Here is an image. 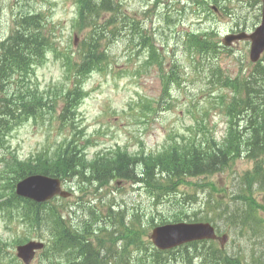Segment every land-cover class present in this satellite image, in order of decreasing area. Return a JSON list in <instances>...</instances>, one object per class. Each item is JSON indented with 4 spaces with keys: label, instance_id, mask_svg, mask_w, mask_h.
Listing matches in <instances>:
<instances>
[{
    "label": "rangeland",
    "instance_id": "obj_1",
    "mask_svg": "<svg viewBox=\"0 0 264 264\" xmlns=\"http://www.w3.org/2000/svg\"><path fill=\"white\" fill-rule=\"evenodd\" d=\"M153 1L152 5L157 0ZM158 1H160L162 13L151 14L149 19L145 18L147 17L146 13L141 14L143 12L142 5L152 6L149 4V0H124L123 8L129 20L142 21V24L147 26V33L156 39L155 43L162 46L164 50H171L170 54H174L173 56L179 60L181 66H185L187 72H190L188 58L177 43L189 30L201 29L202 27L205 28L204 30L215 29V32L222 34L219 38H223L224 35L233 33L232 30L236 29V26H239L238 30L253 31L260 22L259 16L261 17V12L255 8L252 0H229V2L214 0L210 4V8L218 6L232 14L228 30L213 12L208 14L196 12V4L200 0H187L189 3L186 4H182L185 0ZM30 3L36 9L43 10L47 15H50L53 20H57L56 23L65 24L64 28H58L57 35L62 47L71 45L72 39L69 40L70 29L68 24L74 6L73 0H33ZM21 6L17 0H0V39L11 33L13 28L12 10L17 11V7ZM183 6H185L184 9ZM171 9H180L183 13L171 12ZM68 14H70V19H66ZM49 25L51 27V22ZM71 47V51L77 50L74 45ZM103 50L105 58L102 63L107 65L86 81V88L90 94L81 106V115L86 118V123L90 126L89 132H93L100 123H105L108 117L114 121H119V124L118 128L111 126L103 129L107 133L113 132L112 139L95 143L96 145L92 147L91 152L97 149H108L114 144L129 145L130 151H138L141 147L144 148L142 144H139L140 140L147 147L146 152L160 150V147L166 142L165 138L169 130L177 128L186 131L187 127L195 124V119L191 113L196 114V119L197 117L199 120L201 119L202 115L197 110L198 103L196 100L198 98H203V96L218 97L226 91L219 87L208 90L202 83H186L183 90L173 93V96L177 98L175 108L155 116L156 112H152L151 109H158L157 103L160 101L161 93L164 90V85L161 83L158 74L159 64L145 63V57H139L134 43L122 34L105 45ZM249 52V43L242 41L236 44L232 50L222 51L217 65L227 74L234 76L240 69H249L252 66ZM170 58V55L166 56V62L161 65L166 70L173 68L174 63L170 62ZM75 59H78V55L75 56ZM45 64L36 67V74L33 77L35 81L40 83L41 90L47 86H53V84L60 85L63 80H66L58 62L48 60ZM213 100H209L208 103L203 102L202 107L209 111V117L205 119L206 122L211 126L217 125L220 129L218 135L221 136L224 129L223 119L220 115L221 109L218 102ZM212 102L214 107L211 108L209 103ZM59 140V133L56 128L49 126L47 115L43 120L39 119L36 124L32 122V119H29L12 132L6 149L0 151V157H3L5 164H9L10 155L13 153L18 154L21 158H28L32 153L40 151L46 146H53ZM251 168H253V163L241 158L230 169L222 173H217L208 178L203 176L191 179L190 184L181 187V193L170 194L169 200L160 204L152 202L151 195L145 189L135 190L130 188L126 182H122L119 187L113 183L111 195L106 200L108 203L103 204L98 209L102 215H106L109 203L116 202L127 207L130 217L133 216L134 211L139 212L141 217L148 218L149 223L145 224L143 228L148 235L155 226L175 222L173 220L183 219V221L189 222L193 218H208L212 220L220 234H228L225 251L231 256L240 257L243 264H254L253 259L256 258L252 257L250 253L257 250L256 252L259 254V249L264 248V224L261 227L253 225V221L259 219H262L264 223V191L259 190L257 184L248 190L246 185L242 184L241 177ZM257 180L255 178L253 182ZM209 182L215 183L218 189L225 188V191L223 189L220 191L212 189V191L210 186L206 185ZM84 191L85 195L92 192L89 184L84 185ZM246 198H252L255 201L252 204L253 208L247 203ZM74 200L75 197H72L69 200L60 199L55 202L57 204L67 202L66 207L71 205ZM259 206H263V208ZM88 208V205L82 204L72 212V216L77 218L76 223L79 221V225L82 218L88 219V223L99 218L98 214L90 210L88 212ZM236 210L240 213L248 210L252 220L246 221L243 225L238 223L239 220L233 223L229 214ZM84 213L86 216L83 215ZM151 218H154V222ZM55 222L58 223L59 221L55 220L50 224L55 225ZM2 223H0V234L7 241V249L9 248V251L11 250L16 255L17 244L11 248L10 244L15 243L18 237L22 236L24 230L21 227H16L12 232L6 230ZM99 223L104 224L103 221ZM100 228V225H95L94 231L98 232ZM42 233L45 235L46 230ZM31 237L37 240L41 239H38L39 234ZM143 238L142 247L129 246L132 264H152L151 256L155 253V247L147 236L143 235ZM216 242L218 246L221 245L219 241ZM173 251L169 255L164 253L159 257L171 258L170 264H192L193 262L201 264L204 261L197 259V251H194V246L188 248L186 255L181 254L185 248ZM8 257H10V253ZM41 258L42 256L39 254L32 264H42L41 260L44 258ZM6 264H10V260ZM21 264L23 263L21 262Z\"/></svg>",
    "mask_w": 264,
    "mask_h": 264
},
{
    "label": "trees",
    "instance_id": "obj_2",
    "mask_svg": "<svg viewBox=\"0 0 264 264\" xmlns=\"http://www.w3.org/2000/svg\"><path fill=\"white\" fill-rule=\"evenodd\" d=\"M78 1L82 8L79 12L80 21L77 20V27L79 28V32L84 31V34L77 47V54L78 58L83 61L82 67L79 70L84 71L92 68L94 63H101L104 60L105 52L103 48L110 41L114 40V37L123 32L124 26L122 23L115 21L114 17L110 20L102 19L107 12L117 13L121 8L120 1ZM40 17H42V14L34 11L20 15L18 30H15L13 35L6 39L5 42L0 43V74L6 75L10 70V74L2 79L6 82L0 86V89L5 90L6 93L4 97H0L3 103L0 107V141L6 130V125L12 124L22 114L34 113L36 110L35 104H39L42 99L41 93L39 95L36 89L30 90V84L27 80L29 68L34 60L43 57L45 51L53 47L49 38L41 31L44 27L40 25L42 22ZM124 25H128L126 21ZM136 33L138 36H141L140 32L136 31ZM193 43L197 48L206 46V40L202 39V35L194 36ZM20 70L21 72L18 74ZM15 72L17 76L13 78ZM255 73L261 75V77L254 78V81L250 79L243 82L238 90V95L244 90V97L239 95L230 106L232 120H244L241 114H246L244 123L246 124V128L250 129L253 133L249 142V152L251 154L264 151V103L261 101L264 100V92L260 91L264 85V66H258ZM17 84H19L21 91L16 88ZM237 137H240V133L234 131L233 138L229 141L225 151L222 148L216 149L211 145H208V148L202 149L203 142L199 141L197 142V146L193 145L189 148L185 155V161L187 163V160H189L188 164H190V168L192 171L197 172V174L201 173V170L214 171L219 163L225 161L228 153L231 151L239 153L240 144H232ZM254 139H256L255 142ZM211 156L221 158L211 160ZM64 157L66 161L72 163L77 158V154L70 152L65 154ZM158 162L161 163L157 160ZM180 166H182L181 163ZM173 171L174 169H172ZM174 172H177V169ZM17 204L20 207V212L23 213V217L26 220L31 219L30 221H33L32 226H35L34 222L40 223L44 220L49 223L55 220L59 221L58 223H54L56 226H52L55 237L51 240L50 251L56 252L60 248L63 251L68 250L66 254L69 259L68 264H110L108 261H105V256L101 255L100 250L93 245L91 240L81 241L82 243L79 246L75 245L79 239L77 240L76 236H74V232L70 228L72 223L70 220L65 219L63 213L58 212V214L54 213L52 215L50 212L44 211L34 216V213H31L26 208L24 202H17ZM30 213L33 215L32 218ZM95 220L93 224H95ZM68 227L70 229H67ZM86 230L90 231L89 229ZM114 234L115 230H110L107 237H101L99 239L100 246H104L107 242L112 243L115 239ZM129 237L130 235L127 234L126 238ZM130 241L131 239H128V242ZM194 245L197 246L198 243ZM76 248L78 250L74 251ZM112 248L111 246L110 250ZM164 253L168 255V251H156L153 254V264H170L171 258L168 259L167 257L164 259L163 257H159ZM198 255L200 256V254ZM122 257L123 255H121V259L117 264H123ZM204 257V264H229L230 261L241 264L240 259L231 258L225 255V251L218 248H211L208 256Z\"/></svg>",
    "mask_w": 264,
    "mask_h": 264
},
{
    "label": "water",
    "instance_id": "obj_3",
    "mask_svg": "<svg viewBox=\"0 0 264 264\" xmlns=\"http://www.w3.org/2000/svg\"><path fill=\"white\" fill-rule=\"evenodd\" d=\"M251 38L254 42L252 58L257 59L260 51L264 48V25L251 35ZM152 237L159 248H168L194 239L214 238L215 234L209 224L178 223L156 228ZM19 250L20 255L29 261L32 257V245L20 247Z\"/></svg>",
    "mask_w": 264,
    "mask_h": 264
},
{
    "label": "bare ground",
    "instance_id": "obj_4",
    "mask_svg": "<svg viewBox=\"0 0 264 264\" xmlns=\"http://www.w3.org/2000/svg\"><path fill=\"white\" fill-rule=\"evenodd\" d=\"M89 240V239H88ZM131 249V248H130ZM136 251V250H135ZM134 253V252H133Z\"/></svg>",
    "mask_w": 264,
    "mask_h": 264
}]
</instances>
